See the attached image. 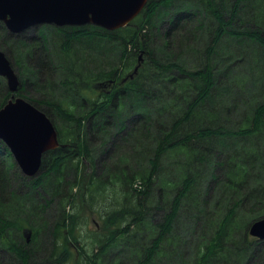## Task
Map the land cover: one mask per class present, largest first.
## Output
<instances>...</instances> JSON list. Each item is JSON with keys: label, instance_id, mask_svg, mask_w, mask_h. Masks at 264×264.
<instances>
[{"label": "trees", "instance_id": "obj_1", "mask_svg": "<svg viewBox=\"0 0 264 264\" xmlns=\"http://www.w3.org/2000/svg\"><path fill=\"white\" fill-rule=\"evenodd\" d=\"M27 30L0 21V49L16 95L46 112L60 145L27 177L0 139L10 264H258L264 240L248 229L264 216V0H148L114 30ZM232 39L256 48L233 54ZM0 84L2 107L12 92ZM78 199L110 205L91 251L68 210Z\"/></svg>", "mask_w": 264, "mask_h": 264}, {"label": "water", "instance_id": "obj_2", "mask_svg": "<svg viewBox=\"0 0 264 264\" xmlns=\"http://www.w3.org/2000/svg\"><path fill=\"white\" fill-rule=\"evenodd\" d=\"M148 0H0V20L19 33L41 25L94 24L109 30L127 25L145 8ZM0 75L12 97L0 108V139L11 150L24 175L40 172L43 155L59 147L52 119L33 103L15 96L19 75L6 52L0 49ZM26 231V229L24 230ZM249 234L264 240V217L254 220ZM31 234H28L29 241Z\"/></svg>", "mask_w": 264, "mask_h": 264}, {"label": "rangeland", "instance_id": "obj_3", "mask_svg": "<svg viewBox=\"0 0 264 264\" xmlns=\"http://www.w3.org/2000/svg\"><path fill=\"white\" fill-rule=\"evenodd\" d=\"M41 25H36V26L29 27L28 30L26 31L25 36L29 37V36H33L34 35L35 37H37V33H38L37 30L39 29V26H41ZM46 30H50V29H46ZM228 45L232 47V51L231 52L233 54L236 53L237 49L238 50L242 49L243 53H245V52H248V50H252V49L256 48L255 45L252 42H249L248 40L245 41V42L239 43V42H236V40L234 41L232 39V41H229ZM238 55H239L238 56L239 58L243 56V55L240 56V52L238 53ZM84 58H85V60L87 59V57H84ZM10 60H11L12 64H14L16 66L15 61L13 59H11V58H10ZM185 60H186L187 64L189 63V65H191L193 63L192 62V56L187 57ZM245 70H247L246 67H244L243 71H241V72L246 73ZM75 77H76V75H75ZM3 79H4V77L0 76V83H2ZM4 81H5V79H4ZM5 83H6V81H5ZM0 85L2 86L3 84H0ZM256 85H259V84H256ZM256 89H257V87L254 86L252 88V93L253 92L255 93ZM232 92H234V91L232 90ZM259 94H260V97H261L262 93L259 92L257 95L259 96ZM250 95H248V97ZM257 95H255V96L257 97ZM236 97H237V94L234 93L233 99L236 98ZM15 162H16V160H15ZM16 164H17V162H16ZM17 170H19L23 174V172L21 171V169H20L18 164H17ZM87 171H88L87 172V174H88L92 170L90 168L89 170L87 169ZM25 176H27V175H25ZM27 177H29V176H27ZM76 202L77 203L74 206L69 204L68 205V210L74 212L76 215L79 216L78 217L79 218L78 219V224H79V227H80L81 232H82L81 233V240H82L81 244H83L89 251L91 249V247H92V239H93L92 238V232H90V230H93V229L96 230V229H99L101 227V214L104 213L105 209L108 208L110 205H108V203H106V204L97 203L96 207L89 208L87 203H86V201L84 202L83 200L78 199ZM55 205L56 204H54V208L47 209L46 213L43 214V216L38 219L39 222L44 225V227L45 226H49L52 223V219H54L55 215H57V210H56ZM153 217H154L155 220L161 221V216L158 213H155V215H153ZM259 218H262V217H259ZM43 239H48L47 235H44ZM258 247H259L258 253L259 254L260 253L263 254V256H261L259 258L258 264H260V263L264 264V243L260 244ZM42 250L43 249L40 248L39 251H41L40 253L44 257L45 252H44V250L43 251ZM13 257L14 256L10 252V250H7L5 248L3 249V248L0 247V264H10V261H11V259L13 260ZM43 260H44V258H43ZM249 264H255V262L252 261Z\"/></svg>", "mask_w": 264, "mask_h": 264}, {"label": "flooded vegetation", "instance_id": "obj_4", "mask_svg": "<svg viewBox=\"0 0 264 264\" xmlns=\"http://www.w3.org/2000/svg\"><path fill=\"white\" fill-rule=\"evenodd\" d=\"M1 21V20H0ZM1 22H3V21H1ZM3 24H4V22H3ZM4 26H5V24H4ZM6 27V26H5ZM7 28V27H6ZM0 76H2V75H0ZM3 77V76H2ZM5 79V78H4ZM5 81H6V79H5ZM6 83H7V81H6ZM7 85V84H6ZM12 95H13V93H12ZM12 95H11V97H12ZM15 95H16V92H15ZM16 96H19V95H16Z\"/></svg>", "mask_w": 264, "mask_h": 264}]
</instances>
